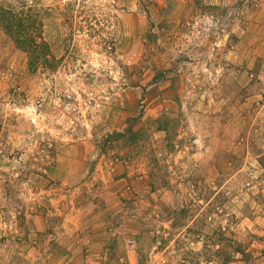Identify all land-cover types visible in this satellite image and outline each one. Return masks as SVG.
Wrapping results in <instances>:
<instances>
[{
    "label": "rangeland",
    "instance_id": "obj_1",
    "mask_svg": "<svg viewBox=\"0 0 264 264\" xmlns=\"http://www.w3.org/2000/svg\"><path fill=\"white\" fill-rule=\"evenodd\" d=\"M2 7L0 264H264V0Z\"/></svg>",
    "mask_w": 264,
    "mask_h": 264
},
{
    "label": "trees",
    "instance_id": "obj_2",
    "mask_svg": "<svg viewBox=\"0 0 264 264\" xmlns=\"http://www.w3.org/2000/svg\"><path fill=\"white\" fill-rule=\"evenodd\" d=\"M22 20L23 18L17 13H15L13 10L5 9L4 7L0 8V28L2 29L3 32L12 36L14 39L16 38V36H20V33H22L20 32V29H24V31L26 30V26L25 24H23ZM27 43L31 45L32 39L31 41L28 39ZM29 49L27 50L29 51ZM30 51L32 50L30 49ZM114 135H116L117 137L121 134L118 133Z\"/></svg>",
    "mask_w": 264,
    "mask_h": 264
},
{
    "label": "built area",
    "instance_id": "obj_3",
    "mask_svg": "<svg viewBox=\"0 0 264 264\" xmlns=\"http://www.w3.org/2000/svg\"><path fill=\"white\" fill-rule=\"evenodd\" d=\"M145 264H163L162 260L160 259H156V260H153V261H149Z\"/></svg>",
    "mask_w": 264,
    "mask_h": 264
}]
</instances>
